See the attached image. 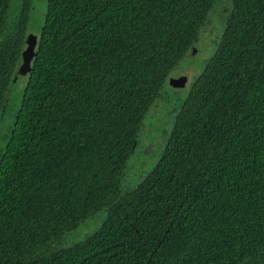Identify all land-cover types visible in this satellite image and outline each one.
I'll list each match as a JSON object with an SVG mask.
<instances>
[{"label": "trees", "instance_id": "trees-1", "mask_svg": "<svg viewBox=\"0 0 264 264\" xmlns=\"http://www.w3.org/2000/svg\"><path fill=\"white\" fill-rule=\"evenodd\" d=\"M44 2L39 20L33 0H0V264H264V0ZM217 10L155 167L123 188L144 116Z\"/></svg>", "mask_w": 264, "mask_h": 264}, {"label": "rangeland", "instance_id": "rangeland-1", "mask_svg": "<svg viewBox=\"0 0 264 264\" xmlns=\"http://www.w3.org/2000/svg\"><path fill=\"white\" fill-rule=\"evenodd\" d=\"M33 2L35 7L31 10V14L40 20V14L43 12L42 7L45 2L44 0H33ZM225 17L218 10L211 14L209 23L207 22L204 25L194 44L193 48L197 51L196 55L189 57L191 55L190 51L186 58L183 59L176 71L164 83L158 99L152 104L148 113L144 116L139 128L136 148L122 172L121 186L123 188H133V185L135 186L141 182L155 167L165 146V141L170 136L176 112L184 104L195 78L202 72L207 60L216 51L220 36L225 29ZM30 33H32V36H37L36 30L33 28ZM21 81H24V79L18 75L17 81L15 79L12 85L14 86V82L19 85ZM14 87L10 88V93L7 98L6 105L11 101L10 107L16 99L18 91L17 86ZM5 109V112L0 118V135L5 131L6 123L10 117L9 105ZM96 216L93 215L91 217L92 221H94ZM87 232L86 229L83 231L76 230L71 233L68 232L47 250L54 252L65 249L64 247L77 244L89 235Z\"/></svg>", "mask_w": 264, "mask_h": 264}, {"label": "water", "instance_id": "water-1", "mask_svg": "<svg viewBox=\"0 0 264 264\" xmlns=\"http://www.w3.org/2000/svg\"><path fill=\"white\" fill-rule=\"evenodd\" d=\"M26 49L24 50V52L22 53V63L19 67V72L22 73L24 71H28L30 69L33 68L35 59H36V54L34 51V47H35V37L33 36H28L26 39ZM197 51L194 50V48L191 49V56L196 55ZM133 188L136 187V185L132 186Z\"/></svg>", "mask_w": 264, "mask_h": 264}, {"label": "flooded vegetation", "instance_id": "flooded-vegetation-1", "mask_svg": "<svg viewBox=\"0 0 264 264\" xmlns=\"http://www.w3.org/2000/svg\"><path fill=\"white\" fill-rule=\"evenodd\" d=\"M59 251V250H58Z\"/></svg>", "mask_w": 264, "mask_h": 264}]
</instances>
